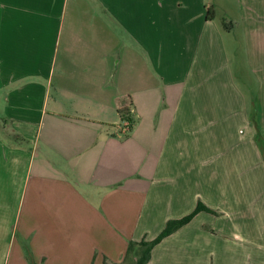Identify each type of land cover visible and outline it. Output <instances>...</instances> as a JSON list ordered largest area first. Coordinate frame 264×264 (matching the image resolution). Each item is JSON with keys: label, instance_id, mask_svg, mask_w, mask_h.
Segmentation results:
<instances>
[{"label": "crops", "instance_id": "crops-1", "mask_svg": "<svg viewBox=\"0 0 264 264\" xmlns=\"http://www.w3.org/2000/svg\"><path fill=\"white\" fill-rule=\"evenodd\" d=\"M233 3L0 0V264H121L198 205L147 264H264V0Z\"/></svg>", "mask_w": 264, "mask_h": 264}, {"label": "trees", "instance_id": "trees-1", "mask_svg": "<svg viewBox=\"0 0 264 264\" xmlns=\"http://www.w3.org/2000/svg\"><path fill=\"white\" fill-rule=\"evenodd\" d=\"M210 12L211 11L208 10V14H211ZM199 212L211 213L212 211L202 205H198L189 215L178 220L168 221L163 230L154 239L150 241L141 240L139 242H129L121 264H147L150 260L152 249L163 239L188 224Z\"/></svg>", "mask_w": 264, "mask_h": 264}, {"label": "rangeland", "instance_id": "rangeland-1", "mask_svg": "<svg viewBox=\"0 0 264 264\" xmlns=\"http://www.w3.org/2000/svg\"><path fill=\"white\" fill-rule=\"evenodd\" d=\"M213 5L215 21L225 30L227 24L232 22L234 10L233 0H209Z\"/></svg>", "mask_w": 264, "mask_h": 264}, {"label": "built area", "instance_id": "built-area-1", "mask_svg": "<svg viewBox=\"0 0 264 264\" xmlns=\"http://www.w3.org/2000/svg\"><path fill=\"white\" fill-rule=\"evenodd\" d=\"M130 127H131L130 121L129 120H123L121 123V126L118 129L119 135H121V136L127 135V133L130 130Z\"/></svg>", "mask_w": 264, "mask_h": 264}]
</instances>
